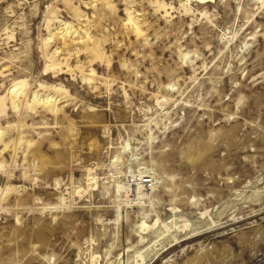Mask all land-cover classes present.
Listing matches in <instances>:
<instances>
[{"label":"rangeland","instance_id":"374dc122","mask_svg":"<svg viewBox=\"0 0 264 264\" xmlns=\"http://www.w3.org/2000/svg\"><path fill=\"white\" fill-rule=\"evenodd\" d=\"M0 102V264H264V0H0Z\"/></svg>","mask_w":264,"mask_h":264},{"label":"bare ground","instance_id":"6f19581e","mask_svg":"<svg viewBox=\"0 0 264 264\" xmlns=\"http://www.w3.org/2000/svg\"><path fill=\"white\" fill-rule=\"evenodd\" d=\"M196 1H198L199 3H207V2H209V1H212V0H196ZM65 45V44H64ZM92 50V49H91ZM54 62V61H53ZM62 74V73H61ZM17 85V84H16ZM21 86H22V84H21ZM2 107V105H1V102H0V108ZM146 178L144 179V180H142L141 179V181H144L145 183H146ZM141 187L139 186L138 187V190L140 189ZM140 192H141V190H139Z\"/></svg>","mask_w":264,"mask_h":264}]
</instances>
